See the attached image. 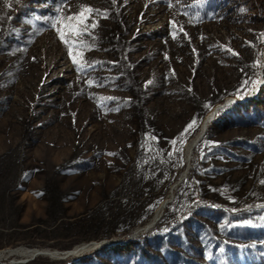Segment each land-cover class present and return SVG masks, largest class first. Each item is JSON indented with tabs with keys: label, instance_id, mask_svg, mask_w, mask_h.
Masks as SVG:
<instances>
[{
	"label": "rangeland",
	"instance_id": "obj_1",
	"mask_svg": "<svg viewBox=\"0 0 264 264\" xmlns=\"http://www.w3.org/2000/svg\"><path fill=\"white\" fill-rule=\"evenodd\" d=\"M10 1L0 0V11ZM41 1L30 9L31 28L47 9L59 16L82 3L107 5ZM126 3L144 34L136 50L145 55L142 110L117 87L60 83L72 66L52 26L27 49L0 53V251L88 246L66 257L13 255L0 264H95V250L113 255L138 239V228L186 170V145L212 111L209 135L196 145L183 179L190 176L189 183L150 231L168 233L174 219L202 207L211 219L228 217L215 227L236 229L244 239L217 245L192 221L186 237L206 247L204 256L175 251L206 264H264V0ZM232 100L227 112L218 109ZM203 213L196 219L214 225ZM213 246L223 256L216 263L208 262Z\"/></svg>",
	"mask_w": 264,
	"mask_h": 264
},
{
	"label": "trees",
	"instance_id": "obj_2",
	"mask_svg": "<svg viewBox=\"0 0 264 264\" xmlns=\"http://www.w3.org/2000/svg\"><path fill=\"white\" fill-rule=\"evenodd\" d=\"M105 1L107 3L106 6H92L82 3V5L75 10H61L59 14L61 18L77 14L82 7L98 9L106 14L97 15L93 13L88 17L87 23L91 25L95 22L96 27L89 29L91 35L86 34L81 37L84 41V46L80 48L75 47V45L73 46L72 56H77L79 54L83 57L79 60L78 64L73 62L72 56L67 55L69 48L68 45L63 43L64 47L61 51L63 57L71 63L72 74L70 77H66L59 82L61 83L65 79H70L73 83L77 84V86L74 85L73 87L89 86L88 81H92L90 87H117L118 91L130 92L133 95V98L131 97L129 100L130 103H133L136 97L135 104L138 109L142 110L145 106L144 98L147 95V88L141 85L138 75L140 73V68H143L142 61L145 60V55L140 52L137 53L136 50L144 46L140 45L144 34L136 28L135 18L127 9V0H117L115 4L112 3V0ZM41 2V0H11L0 11V53L20 45L27 49L28 46L32 44L34 38L41 33L45 25L52 26L50 22H44V18L46 17L53 18L57 16L51 13L49 9L41 13L42 20L40 23H32L33 28H31L30 25L28 26L31 7ZM170 18L171 16L169 15L168 20H170ZM65 25L66 22L62 25L58 21L56 27H52L54 33H56L58 37L59 33L57 28L61 27H64L67 35L68 29ZM149 35H151V33H149ZM13 62H15L14 59ZM59 82L58 85L60 87ZM83 83H86V85H83ZM247 97L248 95L245 96L244 99H247ZM233 104L234 102L224 104L219 109L222 110V113H225ZM31 129L34 131L33 125ZM208 135L209 131L207 130L202 139L208 137ZM197 169L196 166H193L192 172L195 170L197 171ZM189 180L190 176L179 184L173 200L168 203L165 208L167 214H170V212L173 211L172 209H175L177 202L181 198L182 191L189 183ZM196 211L195 213L198 214L203 213L202 207H198ZM195 213L183 217L180 221L174 219L175 221H172L170 229L168 228V233L158 230L150 231L161 221V217L152 228L143 233L136 234L138 235V239L133 241L130 240L125 245L115 249L113 255L102 253L97 248H94L97 250L94 251L90 258L93 259L95 264H110L105 259L108 257L111 260V264H206L190 256L193 252L198 253L200 256H204L206 251L204 245H196L186 237V228L188 227V223L192 221H195L210 237H213L217 245L230 247V240L236 239L241 241L244 239L245 234L238 233L240 231L236 229H228L225 225L215 227L216 222H223V220L226 222L228 217L211 219L203 213L204 217L208 220L210 219L214 224L208 225L196 219ZM248 213L252 212L250 211ZM238 214L237 217L239 218L250 215L247 213L243 215L240 213ZM173 246L182 248L190 255L184 257V254L175 251ZM159 249H164L162 250V254L157 253ZM211 251L212 257L208 262L216 263L222 259L223 256L217 251L216 246H213ZM125 253H127V256H124ZM164 253L165 255L167 254V257H164Z\"/></svg>",
	"mask_w": 264,
	"mask_h": 264
},
{
	"label": "bare ground",
	"instance_id": "obj_3",
	"mask_svg": "<svg viewBox=\"0 0 264 264\" xmlns=\"http://www.w3.org/2000/svg\"><path fill=\"white\" fill-rule=\"evenodd\" d=\"M258 84L259 83L257 82V85ZM232 101L234 102V100H232ZM221 106H223V105H220L218 107V109ZM214 113H215V111H212L211 113H209V115L206 116V118L204 119L199 131L197 132V134L193 138H191L190 141L186 145V159H187V162H188L186 170L180 175L179 179L177 181H175L171 185L167 197L163 200V202L160 204L158 209L154 212L152 217L146 222L144 227L138 228L137 231H140V232L147 231L148 229L152 228L160 220V218L162 217L166 206L168 205V203H170L173 200L177 187L183 181V179L185 178L186 174L188 173V171L190 169V164H191L193 151H194L196 145L201 141L203 135L205 134V131H206L207 126H208V123L213 118ZM86 247L88 248V246H86V245H80V247H77V248L75 247L76 249L73 248L72 250H68V251H65V252H62V253H59V252H51L50 253V252H46V251L40 250V249H35V250L30 249L29 250L28 248L9 249L7 251H0V262H1V260L5 259V258H7L9 256H13V255H19V256L31 255V256H35V255H38V254H49V255H51L53 257H57L59 255H63V256H60V257H66L68 255L78 254L79 251L85 250ZM93 249H94V247H93Z\"/></svg>",
	"mask_w": 264,
	"mask_h": 264
},
{
	"label": "snow or ice",
	"instance_id": "obj_4",
	"mask_svg": "<svg viewBox=\"0 0 264 264\" xmlns=\"http://www.w3.org/2000/svg\"><path fill=\"white\" fill-rule=\"evenodd\" d=\"M66 0H62V3H65ZM112 3H117V0H112ZM57 12L60 10L57 9ZM97 14V15H105L106 13L102 12L98 9H92L91 7H82L81 10L74 15L66 16L61 18L60 16H56L53 18H44V22L48 23L50 22L52 27H56L57 22L59 21L62 25L66 22V28L68 29V33L66 35V32L64 30V27L57 28V31L59 33V38L68 45L69 48V55L72 56L73 46L80 48L84 46V41L81 39L84 35H91L89 29L95 28L96 24L93 22L91 25L87 23V19L91 14ZM173 36L175 37V33H173ZM74 63H79V60L82 59V55L72 56ZM92 81H88V84L91 85ZM255 83V82H253ZM118 110V109H117ZM196 124V119L194 118L189 125L186 126L184 134L186 135ZM175 143V141H173Z\"/></svg>",
	"mask_w": 264,
	"mask_h": 264
}]
</instances>
